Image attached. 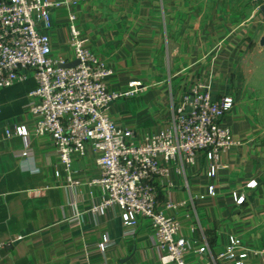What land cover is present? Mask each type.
Here are the masks:
<instances>
[{"label":"crops","instance_id":"1","mask_svg":"<svg viewBox=\"0 0 264 264\" xmlns=\"http://www.w3.org/2000/svg\"><path fill=\"white\" fill-rule=\"evenodd\" d=\"M51 1L59 4L46 32L52 58L75 62L68 29L75 14L85 48L112 71L109 90L122 94L138 85L134 97L109 107L111 119L138 141L167 128L196 84L213 100H234L221 125L238 144L219 154L216 176H208L205 155L195 165L177 158L168 176L155 181L157 202L177 205L167 215L188 243L187 264H234L244 254V264H262L251 250L264 249V0ZM35 87L27 73L0 90V136L8 128L30 129L27 105ZM24 144L19 136L0 142V264H161L150 220L141 219L125 238L116 207L93 211L105 193L93 184L101 170L92 142L84 155L72 156L70 173L50 137L31 136L26 160L17 156ZM235 195L245 202L237 205ZM77 216L80 224L72 226ZM103 236L113 245L100 253L95 247ZM230 238L238 244L229 260L223 255Z\"/></svg>","mask_w":264,"mask_h":264},{"label":"built area","instance_id":"2","mask_svg":"<svg viewBox=\"0 0 264 264\" xmlns=\"http://www.w3.org/2000/svg\"><path fill=\"white\" fill-rule=\"evenodd\" d=\"M57 6L51 0H0V90L23 81L27 73L36 81L27 105L32 126L8 128L0 142L12 136L22 137L25 144L17 156L26 160L30 157V137L48 136L54 154L68 173L72 170V156L84 155L86 144L92 142L101 170V178L93 184L101 186L105 193L93 211L116 207L125 238L134 236L141 219L150 220L161 264H187L184 255L188 243L179 236L180 225L167 215L177 205L169 201L158 206L155 181L168 176L171 161L179 158L195 165L203 155L208 162V176H216L219 154L238 144L228 128L221 125L235 106L234 100H213L202 84H196L183 95L167 128L138 141L134 132L111 119L109 107L118 99L134 97L140 89L132 82L125 93L109 90L107 78L112 71L85 48L75 14H70L68 29L69 45L78 64L67 68L70 62L51 57V41L46 32L51 28L50 10ZM253 186L254 182L248 184L249 188ZM215 194L212 186L209 195ZM235 201L242 205L245 197L235 195ZM70 223L78 226L79 216ZM237 244V239L230 238L225 259L234 258ZM112 245L113 241L103 236L95 248L104 253ZM3 246L0 243V248ZM251 252L264 264V249ZM246 257L247 254L242 255L243 260L234 264H244Z\"/></svg>","mask_w":264,"mask_h":264},{"label":"water","instance_id":"3","mask_svg":"<svg viewBox=\"0 0 264 264\" xmlns=\"http://www.w3.org/2000/svg\"><path fill=\"white\" fill-rule=\"evenodd\" d=\"M261 12H262V14H263V16H264V5L261 7ZM261 45L262 46H264V37L261 39ZM78 64V62H73V63H70V64H68L67 66H65V67H67V68H71V67H74V66H76Z\"/></svg>","mask_w":264,"mask_h":264},{"label":"rangeland","instance_id":"4","mask_svg":"<svg viewBox=\"0 0 264 264\" xmlns=\"http://www.w3.org/2000/svg\"><path fill=\"white\" fill-rule=\"evenodd\" d=\"M264 70V69H263Z\"/></svg>","mask_w":264,"mask_h":264}]
</instances>
